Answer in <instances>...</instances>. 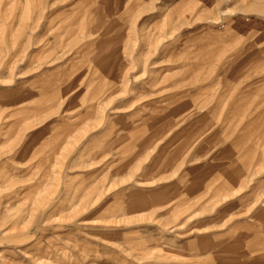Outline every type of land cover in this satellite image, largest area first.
<instances>
[{
    "label": "rangeland",
    "instance_id": "rangeland-1",
    "mask_svg": "<svg viewBox=\"0 0 264 264\" xmlns=\"http://www.w3.org/2000/svg\"><path fill=\"white\" fill-rule=\"evenodd\" d=\"M0 264H264V0H0Z\"/></svg>",
    "mask_w": 264,
    "mask_h": 264
}]
</instances>
